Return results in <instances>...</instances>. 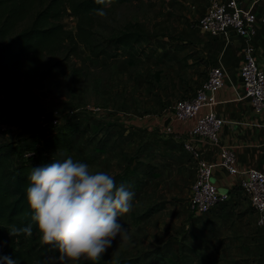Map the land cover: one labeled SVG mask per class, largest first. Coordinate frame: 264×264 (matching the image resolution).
I'll list each match as a JSON object with an SVG mask.
<instances>
[{"label":"rangeland","instance_id":"obj_1","mask_svg":"<svg viewBox=\"0 0 264 264\" xmlns=\"http://www.w3.org/2000/svg\"><path fill=\"white\" fill-rule=\"evenodd\" d=\"M209 2L112 4L103 18L109 34L135 31L140 44L99 62L80 47L84 62L70 58L39 85L38 76L0 74V151L13 150L17 161L50 128L78 123L69 153L90 157L91 170L108 171L135 193L131 211L119 217L126 235L95 261L153 264L158 256L159 264H264V226L243 199L190 213L195 162L172 127L166 132L174 103L192 96L212 66L202 49L209 40L196 27ZM61 23L76 29L74 18ZM7 240L19 242L12 234ZM58 257L47 255L45 264H62Z\"/></svg>","mask_w":264,"mask_h":264},{"label":"trees","instance_id":"obj_2","mask_svg":"<svg viewBox=\"0 0 264 264\" xmlns=\"http://www.w3.org/2000/svg\"><path fill=\"white\" fill-rule=\"evenodd\" d=\"M133 1L108 0L106 5H97L93 0H0L1 77L15 73L38 76L34 85H39L70 58L84 62L79 55L80 47L87 52L91 62H99L102 58L116 59L119 47H134L144 38L135 31H117L110 35L104 17L93 10L104 8L108 13V6L112 4L129 5ZM64 18L76 20L74 32L64 29L61 23ZM79 131V124L70 121L50 128L27 149L26 152L36 153L30 158L23 156L15 161L13 150L0 151V264H8L3 257H11L15 264H45L46 256L57 251L54 245L41 242L35 225L31 235L23 230L29 223V218L22 215L27 207V178L33 166L48 162L53 156L62 159L71 155V137ZM71 156L88 165L93 162L87 156ZM9 234L19 242L10 245ZM75 264L107 263L84 261ZM112 264H138V259ZM153 264H159L158 256Z\"/></svg>","mask_w":264,"mask_h":264},{"label":"clouds","instance_id":"obj_3","mask_svg":"<svg viewBox=\"0 0 264 264\" xmlns=\"http://www.w3.org/2000/svg\"><path fill=\"white\" fill-rule=\"evenodd\" d=\"M108 0H93L106 5ZM107 15L104 8L93 10ZM26 202L22 215L29 218L23 229L29 235L35 225L43 244L54 245L59 260L102 259L113 242L126 235L119 217L132 209L135 193L125 183L117 185L108 171L91 170L71 155L55 156L33 166L28 175ZM15 264L11 257H3Z\"/></svg>","mask_w":264,"mask_h":264},{"label":"built area","instance_id":"obj_4","mask_svg":"<svg viewBox=\"0 0 264 264\" xmlns=\"http://www.w3.org/2000/svg\"><path fill=\"white\" fill-rule=\"evenodd\" d=\"M264 25V19L262 20ZM196 27L215 41H221L224 48L232 44L233 38L243 39L240 56L239 77L242 99H248L252 110L259 114L264 111V70L257 65L256 43L257 19L252 8H244L238 0H210L196 22ZM226 70L218 62L212 65L207 78L190 97L178 100L172 107V120L187 122L196 118L184 137L183 148L195 162V177L191 186L187 205L190 213L204 215L219 210L232 199H243L252 210L258 226H264V172L249 170L238 172L234 168L235 156L228 147L220 149V165L229 174L240 176L235 190L220 191L212 181L211 166L199 160L197 151L189 138L198 137L214 144L221 128L219 117L209 112L197 118L200 110L211 107L215 100L213 92L222 88ZM166 127V132H170ZM173 134V133H172ZM188 140V141H187ZM35 152H25L30 158Z\"/></svg>","mask_w":264,"mask_h":264},{"label":"crops","instance_id":"obj_5","mask_svg":"<svg viewBox=\"0 0 264 264\" xmlns=\"http://www.w3.org/2000/svg\"><path fill=\"white\" fill-rule=\"evenodd\" d=\"M238 1L244 8H252L256 16V59L258 67L264 70V0ZM202 34L209 40L206 45L201 46L202 49L207 53L206 56L212 59V65L220 62L224 66L226 77L222 88L213 92L214 105L202 108L197 118L212 112L219 117L221 128L216 144L198 137L188 140L197 151L199 160L211 166L215 186L220 191H231L236 189L240 176L231 175L221 167L220 149L228 147L232 150L235 156L234 168L238 172L252 169L264 172V111L255 113L249 100L239 96L242 86L238 73L243 39L233 38L232 44L224 48L221 41H215L203 32ZM170 120L168 127H172L173 134L186 141L184 137L196 118L187 122H175L171 118Z\"/></svg>","mask_w":264,"mask_h":264},{"label":"water","instance_id":"obj_6","mask_svg":"<svg viewBox=\"0 0 264 264\" xmlns=\"http://www.w3.org/2000/svg\"><path fill=\"white\" fill-rule=\"evenodd\" d=\"M167 123V122H166Z\"/></svg>","mask_w":264,"mask_h":264}]
</instances>
